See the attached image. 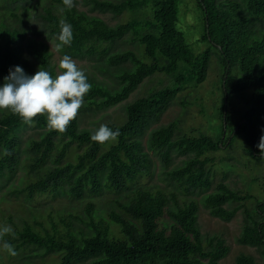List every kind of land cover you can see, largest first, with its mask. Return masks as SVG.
Instances as JSON below:
<instances>
[{"label":"trees","instance_id":"trees-1","mask_svg":"<svg viewBox=\"0 0 264 264\" xmlns=\"http://www.w3.org/2000/svg\"><path fill=\"white\" fill-rule=\"evenodd\" d=\"M26 1L12 0V3ZM197 3L204 19L201 39L210 43L224 69L221 77L224 94L220 107L221 131L215 137L205 133L176 135L175 120L151 127L184 85L205 79L211 55V48L195 53L177 28L176 0H153L151 18L116 25H108L101 18L75 7L65 8L59 16L50 8L46 9L42 14L45 22L34 31L41 34L48 30L49 37L58 35L59 21L65 19L72 25L73 39L62 51L72 57L93 61L96 71L111 78L110 83L105 80L91 83L92 87L85 95L98 108L125 100L145 77L155 73L166 74L172 85L128 103L122 123H107L113 130L119 129L120 135L115 142L101 144L93 141L91 130L79 128L78 117L63 133L48 127L46 115L35 117L32 124L43 131L38 139H32L27 145L28 167L35 172V179L28 182L24 190L29 197L36 192H50L53 195L67 193L75 199L99 195L104 190L118 193L129 189L140 175L152 172V155L163 167L171 163L172 155H187L179 165L165 173L167 180L185 193L201 195V205L212 216L227 221L243 208L245 219L237 241L257 247L264 258V182L260 199L224 182L217 183L212 191L205 193L212 185L207 167L211 158L206 154L219 150L221 144L225 145L226 131L235 130L225 146H230L240 134L247 145L245 150L264 162V153L257 147L264 135V29H259L257 35L258 24L264 23V0H243V9L236 2L224 4L217 0H197ZM145 4L139 0H91L90 8L121 14ZM223 4L227 6L223 7ZM8 30L10 28L7 31L0 29V36L10 33L13 37L5 42H1L0 37V78L3 81L14 66H20L25 74L27 69L21 63L19 48L25 31ZM128 32H133L135 40L142 45V57L129 49L110 52ZM34 55L39 67L54 77L48 46L42 44L34 50ZM141 58H147L148 62ZM249 88L253 91L247 98L248 107L237 121L226 111L224 126L227 98L234 94L243 95ZM26 125L11 111L0 112V177L6 172L14 174L20 147L16 132L17 128ZM71 143L84 149L74 162H63ZM5 150L9 154H5ZM54 151L58 152L56 156ZM115 201L116 208L103 212L111 223L118 226L120 235L112 232L103 216L94 220V203L88 201L86 213L91 220L84 223L86 230L76 229L71 221L63 220L67 227L65 232L43 235L27 224L18 231L19 239L23 244L57 252L60 257L54 264H221L220 260L229 252V246L222 238L201 233L195 199L183 205L175 203L171 208V196L161 189L137 187L125 194L122 201ZM246 201H253V206L246 207ZM233 264L259 263L253 256L240 253Z\"/></svg>","mask_w":264,"mask_h":264},{"label":"rangeland","instance_id":"rangeland-1","mask_svg":"<svg viewBox=\"0 0 264 264\" xmlns=\"http://www.w3.org/2000/svg\"><path fill=\"white\" fill-rule=\"evenodd\" d=\"M90 1L75 0L74 7L79 11L101 18L108 25L151 18L153 11V0H139L145 1L146 4L133 10H126L121 14L91 10ZM176 1L177 28L183 32L186 42L195 53L211 48L210 43L201 39L204 29V19L197 0ZM217 1L224 4L236 2L241 9L244 8L243 0ZM224 4L223 7H226L227 5ZM47 8H50L54 14L59 16L66 7L63 5V1L60 0H28L16 3H12V0H0V29L7 31L10 28L9 32H12V29L25 31L24 36L19 41V48L21 63L26 65V74L29 76L33 75L39 68L34 50L41 47L42 44L47 45L51 52L50 62L54 67V77L59 72V60L65 54L63 51H56L55 45L59 43L58 35L49 37L48 30L46 33L41 34L34 31V28L38 29L40 24L43 25L45 22L42 14L46 12ZM259 29H264V23L258 24L257 35L260 33ZM0 37L1 42L9 41L10 38H13L10 33ZM126 49L132 50L138 57H142V45L135 40L133 32L126 33L122 40L117 41L112 46L110 52ZM72 58L77 63V66L85 72L90 84L99 80H105V83L111 82V78L104 77L93 68V61L76 57ZM141 59L148 62L147 58ZM223 72L224 69L220 65L218 56L215 50L211 48L205 79L200 83L189 82L184 85L151 127H158L175 120L178 127L176 135L190 136L205 133L213 137L217 136L219 131H221L220 107L224 96L221 87V77ZM3 83L4 81L0 78V86ZM167 85H172L171 78L164 73H155L145 77L125 100L103 108H98L84 97L83 106L77 115L79 128L94 132L101 124H120L125 119V106L128 103ZM252 91V88H249L243 95L234 94L229 95L227 98V111L234 121L239 120L248 107L247 98L251 96ZM1 111L8 112V110ZM17 129L19 130L16 134L20 139L19 163L14 174L10 175L6 172L0 177V226L11 225L14 229L16 238L13 239L9 235L5 236L4 240L12 243L18 254L14 257L10 256L3 249V242L0 241V264L56 263L60 257L57 252H49L35 245L21 243L18 231L28 224L34 231H39L43 235L46 232L57 234L65 232L67 229L63 220L66 222L71 221L76 229L82 228L86 230L84 223L91 220V217L86 213L88 201L94 203V210L92 211L94 220H98L100 215L103 216L108 221L112 232L115 235H120L118 226L115 223H111L103 211L116 208L117 201L115 200L122 201L125 194L137 187H146L153 190L161 189L171 196V208L175 207V203L183 205L186 201L195 199L198 202L197 221L201 233L204 236L222 238L229 246V252L220 260L221 264H233L236 256L240 253L253 256L259 264L263 262V255L257 247L241 244L237 241L245 219L243 208L239 209L234 217L227 221L212 216L201 205L199 201L201 195L185 193L181 188H178L174 183L167 180L165 173L176 165H179L187 155H172L171 163L166 167H163L159 159L155 155H152L154 160L152 172L140 175L134 183L130 184L129 189L118 193L104 190L99 195L75 199L67 193L53 195L50 192H36L29 197L24 187L28 182L35 179V172L31 171L28 167L29 153L27 152V145L32 139H38L43 129L34 124L20 126ZM234 132L235 130L232 132L226 131L227 141L225 145L229 142ZM225 145L221 144L219 150L206 154L207 157L211 158L207 167L211 174L212 185L205 193L212 191L217 183L224 182L231 188L251 194L258 199L262 198L264 162L253 158L245 150L247 145L240 134L235 136L230 146ZM83 149V147L78 146L76 143H71L63 162H74L77 154L82 152ZM53 153L56 156L58 152L54 151ZM149 153L152 154L151 151ZM173 194L174 198H172ZM244 204L246 207L251 208L253 201H246ZM164 219L168 221L167 215H164Z\"/></svg>","mask_w":264,"mask_h":264},{"label":"clouds","instance_id":"clouds-1","mask_svg":"<svg viewBox=\"0 0 264 264\" xmlns=\"http://www.w3.org/2000/svg\"><path fill=\"white\" fill-rule=\"evenodd\" d=\"M63 5L71 9L75 6V0H63ZM60 32L55 45L60 52L65 46L71 44L73 39L72 25L65 19L59 21ZM59 72L53 77L49 71L38 68L31 76L25 74L20 66H14L4 77V83L0 86V110H9L19 116L23 122L31 125L38 115H46L50 129L63 133L76 119L79 110L83 106L84 97L90 91L92 85L88 82L85 72L77 66L73 58L64 54L59 60ZM120 132L113 130L106 124H101L91 135V139L98 143L115 142ZM264 153V135L260 137L257 145ZM5 154H9L5 150ZM16 238L11 225L0 226V241L3 249L10 255L18 253L15 246L5 236Z\"/></svg>","mask_w":264,"mask_h":264},{"label":"water","instance_id":"water-1","mask_svg":"<svg viewBox=\"0 0 264 264\" xmlns=\"http://www.w3.org/2000/svg\"><path fill=\"white\" fill-rule=\"evenodd\" d=\"M227 109H226V106H225V109H224V117H223V124L225 126V113H226Z\"/></svg>","mask_w":264,"mask_h":264}]
</instances>
